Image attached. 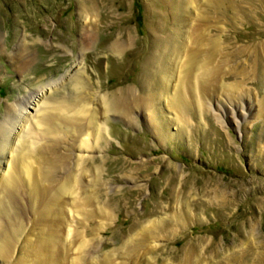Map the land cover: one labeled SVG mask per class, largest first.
I'll use <instances>...</instances> for the list:
<instances>
[{
    "label": "rangeland",
    "instance_id": "obj_1",
    "mask_svg": "<svg viewBox=\"0 0 264 264\" xmlns=\"http://www.w3.org/2000/svg\"><path fill=\"white\" fill-rule=\"evenodd\" d=\"M192 27L205 35L195 48L185 40ZM184 41L180 64L214 43L221 71L217 88L203 92L192 79L180 92L185 67L175 68L171 106L159 92L167 58L158 50ZM40 85L45 102L79 100L81 115L108 128L97 149H79L78 139L66 151L79 182L77 203L72 196L64 206L67 239H76L65 264H101L104 255L113 264H264V0H0V119L30 91L39 95L33 108L44 106ZM130 90V99L157 98L151 107L103 104ZM9 208L0 209L3 223ZM26 218L0 264L26 256L27 239L37 238L40 225L32 230ZM152 220L153 250L139 259L146 245L135 246L136 234Z\"/></svg>",
    "mask_w": 264,
    "mask_h": 264
},
{
    "label": "bare ground",
    "instance_id": "obj_2",
    "mask_svg": "<svg viewBox=\"0 0 264 264\" xmlns=\"http://www.w3.org/2000/svg\"><path fill=\"white\" fill-rule=\"evenodd\" d=\"M204 37L205 35L203 36V33L197 27H192L185 36V40L187 39L189 43H195L193 46L195 48L197 42L203 43ZM184 44L185 41L181 47L175 44L158 50L159 59L163 60L167 58V65L162 64V67L158 66L160 64L157 65L161 69V73H163L159 92H164L166 97H170L169 105L171 106L174 104V93L176 91L169 96L168 83L173 77V70L177 67L183 68L184 64H180V52L183 51ZM211 45L205 53L204 58L192 59V54H184L187 57L185 59L187 62L184 65L185 68L182 71V76L178 80L177 86H181L180 92L184 88L187 89L186 85L191 84L192 79L201 85L203 92L209 90L210 87L214 88L217 86V77L221 71V67L218 64V66L213 65V60L216 54H218V50L214 49V43ZM120 47L121 44H118L115 48L116 50H120ZM189 49L187 48L185 51L188 52ZM195 72L197 73L195 74ZM199 76L202 77L203 82L200 81ZM182 86L185 87L183 88ZM44 88L43 85H40L39 91L41 90L42 92L40 98L43 99L41 102L44 106L33 108L34 103L37 104L39 102V95H37V92L30 91L23 95L21 99L16 100L15 104L6 105L5 115L0 119V159L4 158L7 153L10 155L9 159L5 160V167L2 166L0 171V209H7V203L10 207L6 216L7 221L5 220L4 223V220L0 221V254H3L5 257L11 252L9 249L15 243L16 239L14 238L16 235L23 229V220L27 219V214L28 216L29 214L30 216L32 215V230L36 225H40L38 235L35 234L37 238L34 241L27 239L26 256L24 254V257L12 264L66 263L64 259H67L68 252L72 250L76 239L74 233L69 240L67 239L68 232L64 228L68 225V218L64 206L72 203V201L68 202V198L72 196L74 197L71 199L75 198L73 202L77 203V201L75 202L77 199L75 195L76 190L74 189L75 183L79 182L78 176L75 174L76 166H73L71 161L72 152L68 154L66 151L68 149L71 151L75 146L74 142L78 139L80 140L78 148L84 147L83 150L97 149L106 141V134H108V128H105L104 124L98 123L96 114L95 116L90 114L88 116L81 115V113H87V109H85L87 106H77L76 103L80 102L79 100L65 101L63 99L45 102V97L42 96ZM228 88L227 93L230 95L234 91L235 86L229 84ZM198 89L199 87H196V90ZM130 92L129 98L121 97L122 94H116L114 95V101H112V98L109 100L102 97L101 99H103V104L106 107L110 108L113 102H116L115 107L118 110H122L132 109L133 106L151 107V103H154L155 98H157L155 94L150 93L146 97L147 99L142 97L130 99L133 95L131 90ZM144 99L147 102L145 105H142L145 101ZM30 104H32L35 114L28 117L26 110L30 108ZM70 123L73 124V127H69ZM68 128L70 129L64 130ZM84 134H87V138L82 137ZM63 135L64 137L66 136L68 144L66 143L64 151L61 152L59 147L64 142ZM90 156L82 159V162L92 161L94 157ZM105 160V158L99 159L100 167H97L98 170L101 168V165L104 166ZM59 173L62 175L61 177ZM99 179L96 177L95 181L97 182ZM1 192L7 196L4 198ZM90 199L91 197H85L86 202L91 201ZM87 215L90 216L92 214L88 212ZM156 225V222L152 220L139 229L136 235L140 238L139 242L137 241L135 244L136 247L137 245L145 244V241L150 237L149 234L154 230ZM145 245L139 259L143 257L146 251L153 250L152 247H147V244ZM132 257L136 259L138 258V254L132 253ZM186 257L188 258V254ZM93 259L87 260L89 263L86 264H95L92 261ZM111 259L110 256L104 255L99 260L101 264H113ZM76 261L72 258L69 264H75ZM180 264H186L185 260Z\"/></svg>",
    "mask_w": 264,
    "mask_h": 264
}]
</instances>
